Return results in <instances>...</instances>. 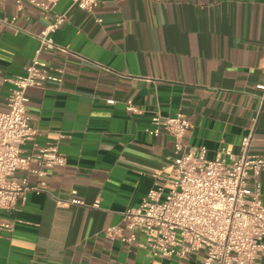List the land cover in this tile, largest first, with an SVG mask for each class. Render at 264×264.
<instances>
[{"label": "crops", "instance_id": "0c3cea01", "mask_svg": "<svg viewBox=\"0 0 264 264\" xmlns=\"http://www.w3.org/2000/svg\"><path fill=\"white\" fill-rule=\"evenodd\" d=\"M55 13L66 20L52 37L70 52L41 59L65 74L61 83L28 88L27 112L38 133L22 149L58 142L67 165L49 170L46 191L0 210L15 226L0 233V264H181L104 232L122 226L124 210L142 202L153 172L172 169V136L148 131L157 114H184L191 122L184 143L206 146L209 158L221 147L238 153L251 132L250 152L264 156L257 87L264 76V0H100L92 12L72 0L49 11L29 0H0V109L7 108L9 80L25 72ZM129 98L139 112L127 110ZM28 179L38 182L31 172ZM258 180L264 204V172ZM73 189L89 206L57 205L55 196ZM97 199L100 206H91ZM202 258L200 251L189 260Z\"/></svg>", "mask_w": 264, "mask_h": 264}, {"label": "built area", "instance_id": "2783aa9c", "mask_svg": "<svg viewBox=\"0 0 264 264\" xmlns=\"http://www.w3.org/2000/svg\"><path fill=\"white\" fill-rule=\"evenodd\" d=\"M22 0H18L21 2ZM42 10H54L60 0H29ZM77 7L92 12L100 0H72ZM66 20L55 13L53 20L38 34L39 46L23 74L10 79L7 108L0 109V210L17 209L31 191L47 190L49 170L67 165L58 142L46 146L34 143L31 152L22 146L35 139L38 129L27 112L30 87H44L48 82L61 83L65 68L41 59L43 53L70 52L58 45L52 33ZM101 21V19H98ZM257 87L263 90L264 76ZM129 112H139L131 98ZM258 116L254 118V123ZM191 122L184 114L153 116V135L172 136L175 157L168 172H153V186L138 206L124 210V224L106 228V237L119 238L129 247L143 249L150 257H176L181 264H192L189 257L202 251V264H264V204L258 177L264 172V156L250 152L252 133L243 137L238 153L221 147L214 158L207 147L184 143ZM255 126L253 127V131ZM67 137L60 134L59 139ZM36 164V167H33ZM18 171L26 172L21 177ZM38 182L29 184L28 173ZM73 189L66 198L55 196L58 206H89ZM93 207H99L97 199ZM14 223L0 215V233L12 232ZM128 231L129 234H125ZM144 239L140 240L139 236Z\"/></svg>", "mask_w": 264, "mask_h": 264}]
</instances>
